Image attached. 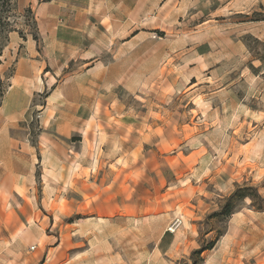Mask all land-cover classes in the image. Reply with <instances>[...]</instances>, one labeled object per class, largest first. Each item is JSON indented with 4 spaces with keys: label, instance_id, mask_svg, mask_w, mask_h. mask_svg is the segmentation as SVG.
<instances>
[{
    "label": "rangeland",
    "instance_id": "obj_1",
    "mask_svg": "<svg viewBox=\"0 0 264 264\" xmlns=\"http://www.w3.org/2000/svg\"><path fill=\"white\" fill-rule=\"evenodd\" d=\"M42 3L1 15L26 35L12 54L37 65L13 132L32 147L39 197L60 191L15 202L7 258L192 264L221 232L198 264H264V213L250 199L208 218L238 184L264 196V0ZM101 197L119 206L100 215Z\"/></svg>",
    "mask_w": 264,
    "mask_h": 264
},
{
    "label": "crops",
    "instance_id": "obj_2",
    "mask_svg": "<svg viewBox=\"0 0 264 264\" xmlns=\"http://www.w3.org/2000/svg\"><path fill=\"white\" fill-rule=\"evenodd\" d=\"M34 3L40 4L38 0H17V13H22L27 5L32 8ZM22 39L17 30L9 33V41L6 50L1 55L0 63V79L9 66L15 63V71L11 76L7 93L0 106V264H15L16 262L15 257L7 258V255H16L15 248L5 246V240L1 235V232L7 227V223L15 220L21 221L15 202L52 203L56 202L55 199H57L54 190L60 191L58 187L45 185L43 194L39 197L35 160L28 154L32 153V147L28 139L23 140L21 136L13 132V127L19 124L27 111L30 96L37 90L35 60L28 54L19 56L12 54ZM63 189L64 185H62ZM101 189L102 187L99 191ZM61 198L63 201L64 194ZM100 199L101 202H94L100 215L106 216L119 206V203L113 202L112 198L109 199V202H104L107 200L105 197ZM66 202H70V200L66 199ZM125 204L127 206V202ZM255 212L257 214L264 213V211Z\"/></svg>",
    "mask_w": 264,
    "mask_h": 264
},
{
    "label": "trees",
    "instance_id": "obj_3",
    "mask_svg": "<svg viewBox=\"0 0 264 264\" xmlns=\"http://www.w3.org/2000/svg\"><path fill=\"white\" fill-rule=\"evenodd\" d=\"M38 1L39 3H42L50 2L52 0ZM16 7L17 0H0V38H3V42H0V57L2 55L4 47L9 41L8 34L11 31L17 30V28H14L10 24L9 20L6 19L7 17L2 16L1 14L6 12H16ZM26 11L32 13V8L27 7ZM19 34L23 39H26V35L22 31H19ZM33 36L35 39L38 38L36 34ZM261 60H263V58H261ZM2 85L3 81L2 79H0V106L2 104V98L5 91V89H1ZM247 199H250L251 208L259 212L264 211V196L259 193L257 187L245 183L242 185L238 184L235 190L224 200L220 209L210 214L208 218H217L220 221L229 220V218L237 211V209L245 204V201ZM221 235H223V233L220 232L215 239L208 240L206 243H201V246L198 249L193 250L191 253L192 264H198L201 260H203V257L201 256L202 253L208 249L214 248L217 240Z\"/></svg>",
    "mask_w": 264,
    "mask_h": 264
},
{
    "label": "built area",
    "instance_id": "obj_4",
    "mask_svg": "<svg viewBox=\"0 0 264 264\" xmlns=\"http://www.w3.org/2000/svg\"><path fill=\"white\" fill-rule=\"evenodd\" d=\"M182 224V219L177 217L169 228L170 231L174 232ZM35 248V246L33 247Z\"/></svg>",
    "mask_w": 264,
    "mask_h": 264
}]
</instances>
